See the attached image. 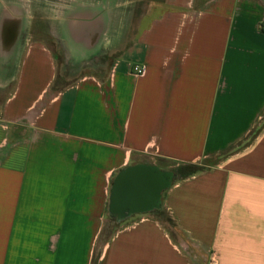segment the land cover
<instances>
[{"label":"crops","instance_id":"1","mask_svg":"<svg viewBox=\"0 0 264 264\" xmlns=\"http://www.w3.org/2000/svg\"><path fill=\"white\" fill-rule=\"evenodd\" d=\"M58 49L104 67L56 89ZM263 118L264 0H0V264H264ZM205 161L110 218L123 171Z\"/></svg>","mask_w":264,"mask_h":264},{"label":"water","instance_id":"2","mask_svg":"<svg viewBox=\"0 0 264 264\" xmlns=\"http://www.w3.org/2000/svg\"><path fill=\"white\" fill-rule=\"evenodd\" d=\"M176 175L156 167L138 165L123 171L116 179L109 204V213L125 219L157 206L162 191Z\"/></svg>","mask_w":264,"mask_h":264},{"label":"rangeland","instance_id":"3","mask_svg":"<svg viewBox=\"0 0 264 264\" xmlns=\"http://www.w3.org/2000/svg\"><path fill=\"white\" fill-rule=\"evenodd\" d=\"M57 53L61 54L63 52H61V50L58 49ZM104 58H105V56L100 55L99 57L92 59L88 64H84L82 66L71 64L65 58H64V60L62 59V62H59V74H58L57 80H56L58 83V86L62 87V86H66V85H69V84L75 82L79 78V76H81L85 72H87V73L88 72L100 73L99 72L100 69H103V67H104L101 65V63L104 61ZM206 164H209V163L205 161V162L199 163L198 165L204 166ZM169 169L171 172L173 171L172 173H174L176 175V172H174V171H177L178 165L173 163ZM178 177L179 176L176 175V179ZM109 216H110V218H112L111 214H109ZM114 228H115V226L110 225L108 230H107V233L113 232Z\"/></svg>","mask_w":264,"mask_h":264},{"label":"trees","instance_id":"4","mask_svg":"<svg viewBox=\"0 0 264 264\" xmlns=\"http://www.w3.org/2000/svg\"><path fill=\"white\" fill-rule=\"evenodd\" d=\"M57 57L59 59V62H62V59L64 60V57H63L62 54L57 53ZM56 80H57V78H56ZM56 80H55V83L53 85L56 89H62V88L67 86V85L66 86H62V87L58 86V83H57ZM257 132L258 131L253 133L252 136L257 134ZM228 152H230V150ZM227 153H225L224 155H226ZM207 166L208 165L199 166L198 164H184V165L181 164V165H178L177 171H174V172H176V175L179 176L177 179H185V178H187L189 176H192L193 174H195L197 172H200V171L204 170L205 168H207ZM169 171H170V169H169ZM154 213H155V215L157 217L163 218L164 220H167V221L170 222V219L166 216V214L163 211L158 210V209H154Z\"/></svg>","mask_w":264,"mask_h":264},{"label":"built area","instance_id":"5","mask_svg":"<svg viewBox=\"0 0 264 264\" xmlns=\"http://www.w3.org/2000/svg\"><path fill=\"white\" fill-rule=\"evenodd\" d=\"M130 69L132 73L139 76H144L147 72V68L144 65L133 64L130 66Z\"/></svg>","mask_w":264,"mask_h":264}]
</instances>
